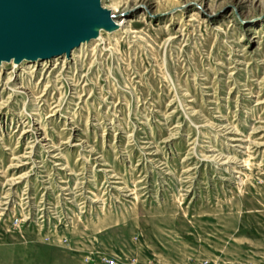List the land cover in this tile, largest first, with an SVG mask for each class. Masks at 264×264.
Masks as SVG:
<instances>
[{
  "label": "rangeland",
  "instance_id": "obj_1",
  "mask_svg": "<svg viewBox=\"0 0 264 264\" xmlns=\"http://www.w3.org/2000/svg\"><path fill=\"white\" fill-rule=\"evenodd\" d=\"M101 2L0 62V264H264V0Z\"/></svg>",
  "mask_w": 264,
  "mask_h": 264
},
{
  "label": "water",
  "instance_id": "obj_2",
  "mask_svg": "<svg viewBox=\"0 0 264 264\" xmlns=\"http://www.w3.org/2000/svg\"><path fill=\"white\" fill-rule=\"evenodd\" d=\"M96 20H113L101 0H0V58L70 53Z\"/></svg>",
  "mask_w": 264,
  "mask_h": 264
},
{
  "label": "bare ground",
  "instance_id": "obj_3",
  "mask_svg": "<svg viewBox=\"0 0 264 264\" xmlns=\"http://www.w3.org/2000/svg\"><path fill=\"white\" fill-rule=\"evenodd\" d=\"M112 13H111V15H113ZM121 24H122V20H114V19L112 20V22L110 24H106L104 21H100V20L92 21V23H91L92 35L90 37L84 38L81 41V43H84V42L88 41L89 39L95 38V37H98V40L102 42L104 40V35H103L104 32L110 33V32L116 31L121 27ZM39 58L40 57H37L36 59H39ZM45 58H47V57H45ZM23 59H29V58H27L26 56L19 58L18 56L13 55L9 59L0 58V62H3V61L20 62Z\"/></svg>",
  "mask_w": 264,
  "mask_h": 264
}]
</instances>
